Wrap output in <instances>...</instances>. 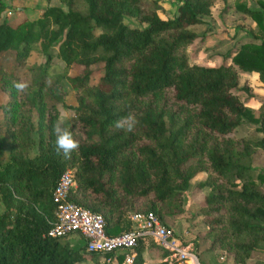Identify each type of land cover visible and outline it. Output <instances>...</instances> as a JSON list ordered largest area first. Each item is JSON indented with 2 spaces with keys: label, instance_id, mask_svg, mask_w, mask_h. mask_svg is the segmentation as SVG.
<instances>
[{
  "label": "trees",
  "instance_id": "16d2710c",
  "mask_svg": "<svg viewBox=\"0 0 264 264\" xmlns=\"http://www.w3.org/2000/svg\"><path fill=\"white\" fill-rule=\"evenodd\" d=\"M62 1L67 11L51 5L35 18L0 22L8 136L0 132V264H74L100 255L86 250L82 235L71 244L47 234L55 219L52 191L68 167L76 180L70 199L102 214L108 234L130 229L132 211L153 212L169 227L191 179L204 172L198 186L207 188L200 212L209 250L231 253L239 264L261 252L254 264H264V168L254 173L252 165L253 150L264 149V100L255 114L237 92L238 68L264 81V37L242 43L230 61L191 63L186 48L198 37L191 27L216 0H180L171 18L159 16L156 0H81L82 10L77 0ZM258 3L238 6L264 32V0ZM7 7L0 0V16ZM124 14L147 24L131 27ZM36 42L46 58L23 80L5 65L6 55L24 66ZM53 44L61 63L50 62ZM96 62L103 73L91 83ZM73 64L80 68L69 74ZM63 78L76 96L68 126L59 119ZM243 118L262 136H237ZM143 248L138 239L133 264H142Z\"/></svg>",
  "mask_w": 264,
  "mask_h": 264
},
{
  "label": "rangeland",
  "instance_id": "374dc122",
  "mask_svg": "<svg viewBox=\"0 0 264 264\" xmlns=\"http://www.w3.org/2000/svg\"><path fill=\"white\" fill-rule=\"evenodd\" d=\"M8 7L4 9L0 16V22L5 20L10 24H16L24 18H35L41 11L51 5L60 6L67 11L68 6L62 0H4ZM180 0H156V11L162 18H171L177 13V4ZM239 4L246 5L250 8H258V0H216L208 13L201 15V22L192 26L191 28L198 33V37L187 46L186 51L189 61L191 63H198L203 65H218L222 61H230L233 52L244 42L259 41L264 37L263 30L259 27L253 16L246 13ZM75 8L84 9V4L81 0H77ZM123 22L131 27H142L147 23L142 21L137 16L128 14L123 15ZM94 32L99 33L100 27L95 26ZM52 53L51 63H61L62 61L55 55L57 46L51 45L49 48ZM6 66L18 72L23 80H31L32 74L29 68L33 64L41 63L45 60V54L41 50L39 42L34 43L32 49L27 56L24 66L17 67L16 62H13L11 54L6 55ZM13 62V64H12ZM80 68L79 65L73 64L69 69V74H75ZM90 82L96 83L97 79L103 73V63L96 62L91 66ZM239 87L237 89L240 98H248V105L253 108L255 114L260 112V104L264 100V81L253 71H243L238 68ZM63 89L65 90L64 102L59 104L61 108V118L65 126H68L75 117V110L72 108L76 104L75 88L67 81L62 79ZM247 87L245 90L243 87ZM7 98L6 91L0 88V103ZM68 124V125H67ZM4 120L2 111L0 109V132L6 136L3 131ZM235 134L239 137H259L263 132L256 130V125L246 118H243L241 123L235 129ZM35 152V149H31ZM9 154V148L5 143L2 149V160L5 161ZM252 165L254 173L264 168V149L256 148L253 150ZM205 178V173L200 172L195 175L187 189L184 192L183 210L175 215L173 219H168L169 227L182 240L192 242L194 250H199L203 245L202 251L199 252L198 257L202 264H239L234 262L232 254L226 253L221 249L209 250V239L204 235L205 225L200 212L201 205L204 201V195L207 188H201L198 183ZM261 190L263 189L260 186ZM2 204L0 202V209ZM76 233V232H74ZM70 233L65 235V239L73 242L77 234ZM151 243L152 240H149ZM205 244H208L205 245ZM208 258L205 262L203 255ZM261 256V252L253 251L251 256L246 260L245 264H254L256 258ZM97 258V259H95ZM95 258H87L83 261L74 264H105L104 255H96Z\"/></svg>",
  "mask_w": 264,
  "mask_h": 264
},
{
  "label": "built area",
  "instance_id": "2783aa9c",
  "mask_svg": "<svg viewBox=\"0 0 264 264\" xmlns=\"http://www.w3.org/2000/svg\"><path fill=\"white\" fill-rule=\"evenodd\" d=\"M75 185L74 169L68 167L61 172L52 191L55 219L47 231L48 235L63 236L76 232L85 238L87 251L109 253L105 257L107 262L114 254L124 252L121 264H133L138 239L151 238L165 251L163 261L169 264H201L193 243L182 240L153 212L132 211L129 214L130 229L117 234L106 233L102 214L70 199V190Z\"/></svg>",
  "mask_w": 264,
  "mask_h": 264
},
{
  "label": "crops",
  "instance_id": "0c3cea01",
  "mask_svg": "<svg viewBox=\"0 0 264 264\" xmlns=\"http://www.w3.org/2000/svg\"><path fill=\"white\" fill-rule=\"evenodd\" d=\"M59 119L62 122V118H61V108H60ZM63 122H62V124H64ZM74 234H77V236H76V239L73 242H70L71 244L74 243L75 241L81 239V235L80 234H78V233H74ZM149 240H152V239L151 238H147V239L143 240L144 248L142 250V264L143 263H145V264H152V263H157V262L163 261L165 251L156 242H154L152 240V242H154V244H153ZM208 244H205V245L208 246ZM202 248H203V245L200 246V244H199V250H196V252L199 254V252L202 251ZM104 257H106V256L104 255ZM202 258L206 262L207 261L206 259L208 257L204 254ZM199 261H200V258H199ZM106 263H109V264H121L122 263V259L119 260V257H117V254H114L113 256H111L110 261H108Z\"/></svg>",
  "mask_w": 264,
  "mask_h": 264
}]
</instances>
